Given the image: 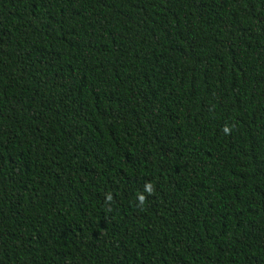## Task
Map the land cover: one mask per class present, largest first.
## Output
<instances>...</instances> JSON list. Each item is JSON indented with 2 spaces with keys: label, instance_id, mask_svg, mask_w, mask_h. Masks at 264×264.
Returning <instances> with one entry per match:
<instances>
[{
  "label": "trees",
  "instance_id": "obj_1",
  "mask_svg": "<svg viewBox=\"0 0 264 264\" xmlns=\"http://www.w3.org/2000/svg\"><path fill=\"white\" fill-rule=\"evenodd\" d=\"M0 264H264V0H0Z\"/></svg>",
  "mask_w": 264,
  "mask_h": 264
}]
</instances>
